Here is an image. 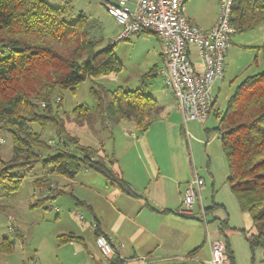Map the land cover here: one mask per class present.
I'll list each match as a JSON object with an SVG mask.
<instances>
[{"label":"rangeland","instance_id":"374dc122","mask_svg":"<svg viewBox=\"0 0 264 264\" xmlns=\"http://www.w3.org/2000/svg\"><path fill=\"white\" fill-rule=\"evenodd\" d=\"M219 1L188 0L185 4V13L201 27L208 28L213 22L217 7L219 12ZM49 2L54 6L66 8L67 17L71 21L82 13L95 20L98 33L102 37L100 47H113L115 57L123 65L122 71L118 74L96 79L88 78L76 90L58 91L57 96L62 100L57 102L63 104L59 113L68 135L79 139L81 144L92 147L96 150V158L104 157L107 162L109 160L102 151L107 150L112 154L114 149L123 146L126 137L132 139L140 137L142 148L169 145L165 121L159 116L154 119L147 133L140 132L132 121L112 123L101 116L96 110L95 99L90 92L92 86L100 89L103 87L115 89L119 86L142 88L146 93L156 97L163 107L166 105L161 113L171 112L176 116L177 123L189 130L190 136L189 138L186 136V146L193 151L190 181L195 177H202L205 180V185L195 199L193 207L195 218L187 219V228L193 235L190 250L200 247L194 253V259L173 260L168 264H211V244L217 237L223 242L227 240L230 243L235 264H264L263 249L257 248L252 252L248 241V236L256 232L252 217L241 209L238 198L227 180V160L219 132L214 129L218 126L219 120L213 111L205 121L185 122L182 112L177 109L178 101L167 88L161 72L164 62L157 35L146 31L118 40L121 27L109 15L106 4L103 5L101 0H49ZM263 41L264 24L248 32L232 34L226 53L224 75L216 80L213 87V92L218 96L215 109L223 111L236 86L248 75L264 70V55L259 48ZM8 54L6 48L0 47V59ZM154 68V73L158 74L150 76L149 73ZM78 105H87L91 108L94 116L90 122L76 121L73 110ZM32 128L42 131L35 124ZM207 129L211 131L207 132ZM42 134L45 140L55 146L40 150L45 158L61 149L76 150L74 146L59 143L60 136L53 127L43 130ZM170 139L172 140V137ZM12 153V136L8 130H1L0 157L10 159ZM49 171L44 167L43 161L33 168L20 169L17 172L25 177L19 190L9 195L0 193V264H89L91 254H94L96 259L102 257L88 242L94 238L96 215L103 216L105 212L102 194L78 183L82 177L86 178L83 170L75 179ZM45 175H49L50 178L39 181L42 188H38L34 183L35 179ZM62 189L66 193L54 198L53 196ZM222 220H225L224 223L229 230L226 235L219 231ZM70 232L80 235L86 244L88 242V250H80L75 244L69 245L71 242L59 244V236ZM5 238L13 242L11 249H2Z\"/></svg>","mask_w":264,"mask_h":264},{"label":"trees","instance_id":"16d2710c","mask_svg":"<svg viewBox=\"0 0 264 264\" xmlns=\"http://www.w3.org/2000/svg\"><path fill=\"white\" fill-rule=\"evenodd\" d=\"M107 1L115 0H101L103 5ZM231 24L235 33L264 24V0H233ZM101 41L95 20L84 13L71 21L66 8L54 6L49 0H0V47L9 51L0 59V131L10 132L13 148L10 159L0 157V193L18 191L25 176L17 171L43 161L50 173L73 179L82 170H92L125 194L138 196L131 183L113 168L116 160L96 158V150L68 135L59 113L63 107L62 98L57 96L59 90H76L88 78L122 71L113 47L101 48ZM259 48L264 55V41ZM154 71L150 76L158 74ZM90 92L101 116L112 123L133 121L140 132H147L164 108L142 88L92 86ZM213 111L219 120L214 129L219 132L228 164L227 180L256 228L248 236L250 248L252 252L257 248L264 251V70L245 77L226 108L219 111L214 103ZM73 115L78 123L90 122L94 116L87 105H78ZM33 124L42 131L55 128L59 143L76 150L61 149L43 157L41 149L55 146L43 138L42 131L32 128ZM45 176L35 179L38 188H42L39 181L50 178ZM62 193L66 191L62 189L57 196ZM95 233L96 237L105 235L97 218ZM58 240L59 244L84 242L73 232L60 235ZM225 244L235 264L230 244ZM12 245L5 238L2 249H11ZM108 264H127V260L116 255L108 258Z\"/></svg>","mask_w":264,"mask_h":264},{"label":"crops","instance_id":"0c3cea01","mask_svg":"<svg viewBox=\"0 0 264 264\" xmlns=\"http://www.w3.org/2000/svg\"><path fill=\"white\" fill-rule=\"evenodd\" d=\"M216 10L210 27H202L203 29L212 27L218 15V7ZM188 18L199 25L191 17ZM213 95L216 103L218 96L214 92ZM176 106L181 111L177 102ZM174 116L171 112L159 115L165 121V133L169 134V145L166 147L142 148L141 138L137 136L133 139L126 137L127 142L125 141L121 148L114 149L112 154L107 150L102 151L107 160L112 157L116 160L113 168L131 183L138 196L125 194L95 171L83 170L86 178L82 177L78 183L102 194L101 198L105 204L104 215L95 217L94 238L92 241L87 240L102 257L98 255L99 258L96 259V256L91 254L89 264H108L110 258L101 254L96 243L97 217L102 231L114 244L115 251L111 257L119 255L127 260V264H168L173 260L194 259L195 254L190 256V253L200 246L190 250L193 235L187 228V219L195 218V213L184 215L180 212L183 194L193 169V151L186 146L187 137L190 136L189 130L180 126ZM210 131L211 129H207V132ZM204 185L205 180L197 195ZM224 221H221L219 231L226 235L229 230ZM88 242H71L69 245L75 244L80 250H88Z\"/></svg>","mask_w":264,"mask_h":264},{"label":"built area","instance_id":"2783aa9c","mask_svg":"<svg viewBox=\"0 0 264 264\" xmlns=\"http://www.w3.org/2000/svg\"><path fill=\"white\" fill-rule=\"evenodd\" d=\"M185 0H115L106 8L121 27L118 40L143 32L157 35L164 66L161 69L168 89L178 101L185 121L208 119L213 112L212 88L225 72L226 53L235 29L231 24L233 0H220L218 15L209 29L195 24L185 14ZM204 179L189 181L180 212L192 214ZM101 254L111 257L114 244L105 235L96 237ZM211 264H230L226 244L213 240Z\"/></svg>","mask_w":264,"mask_h":264}]
</instances>
